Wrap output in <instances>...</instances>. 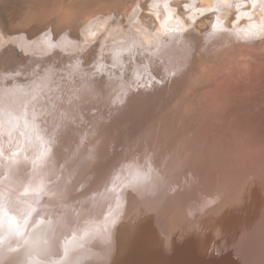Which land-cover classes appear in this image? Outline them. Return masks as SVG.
I'll use <instances>...</instances> for the list:
<instances>
[{"label": "bare ground", "instance_id": "obj_1", "mask_svg": "<svg viewBox=\"0 0 264 264\" xmlns=\"http://www.w3.org/2000/svg\"><path fill=\"white\" fill-rule=\"evenodd\" d=\"M173 1L176 2L180 0H156V3H158L159 7L166 6L167 13L165 15L166 17L165 22H167L170 18H172L170 12L172 13V11H174V13H178L177 12L178 9L176 10V8L172 6V4L174 3ZM183 1L187 2L189 7L190 8L192 7L191 9L194 8V11H192L190 15L184 17L186 20L185 23L183 22L184 18L182 17V15L180 17L183 20L178 18V21L181 23V26L178 27L181 29L179 32L180 35H182V39H183L182 42H184L183 47H186V50H189L191 52V54L188 55V58L185 61L186 63H180L176 61L173 64V66H170L169 64L163 62L164 61L163 60L162 62L161 61L155 62V64L153 65V63L150 62L149 60L143 65L141 61L140 63L142 64V67H140L141 65L139 66L136 65L137 67L135 68L129 66L130 68H132V70L130 71V69H126L127 70L126 71L125 68H129L127 66L130 65L131 63L129 62V60L126 61L125 63V58L127 57L124 56L125 58H123L121 56L124 59L123 60L124 64H126L127 66L123 64L122 65L124 66L123 68L120 65L112 68L109 67V70L108 68L104 70L107 64L105 65V63L104 64L102 63L103 67L100 68L98 67V71L101 72L100 75L95 76L93 79L91 78L87 79V77L84 78L79 77L78 80L82 82L83 79L84 82L86 83V86H88V88L90 87L91 91L92 89L93 90L95 89L96 92L93 91L94 95H98V97H100L102 101L98 102L93 100V102H97L96 104L97 106L99 105L98 106L99 108L100 106L102 107V105L104 104V102L106 103V101H109V103L111 101L114 105L119 101H123L125 107L127 106L131 107L132 104L134 105L133 102L137 100L138 102L139 101L141 102V105L139 104V106H142L143 111L145 112V110L148 108L147 106L150 105V103L146 102V100L143 99L144 96L143 94L144 92L147 93L148 91L150 93V91H152L154 87L155 88L157 87L156 90L160 92L158 94L167 93V95H171L172 97L175 98L174 96L175 94L170 89L173 86H176L177 88V86L180 85L182 86L185 82L190 81L189 83L192 84L193 87H188V89L193 90L194 85L199 86V84L200 83L202 84L203 82H205V84L207 85H212L221 77V79L223 78V80H221V83L219 84V87L217 89L219 92L218 94L221 95L220 98L221 100L218 101H223V102L220 104H218L217 102L216 103L218 104L217 109L215 108L214 112L210 113L209 104L215 102L214 101L215 96L212 99V96H209L207 98L206 94H203L200 97L198 96L199 98H196V100L198 101L197 105H199V107L197 108L195 113L192 112L194 121H198L200 119L199 121H201L202 123L203 119L205 120L206 119L210 120L211 118L216 119L215 124L218 121L219 124L216 125H218L221 128L217 130H221V131L212 133L213 131L205 127V124L208 125V122L205 121L206 123L204 124L203 121L202 126L199 123H197L195 128L192 129V133L189 134V136L182 135L179 137L178 143L177 142L175 144L171 143L172 145L176 146V150H177L176 152L168 153L167 151H165L166 149H164V151H161L157 156L155 155L154 157V155H152L154 158V162L151 161V158H150V163H148L149 161L148 162L146 161L148 163V165L146 166L150 169L154 168V170L157 172V173L154 172V174H152V172L151 174H148V172L146 173V171H142L141 166L143 163L142 161L145 158V153L140 158L138 156L139 155L138 153H140L139 150L138 151L135 150L132 153L127 152L129 155L125 154L126 152H121L122 150H120L121 153H118L119 149L118 152H116L115 150L112 151L113 154L118 155L117 157L121 160L120 162L122 163L121 164L118 160L116 161V165L114 161H113L114 163L113 165V163L108 162L109 160L105 161L102 158H97L96 154L97 152H99L97 151L98 148L95 151L94 150L92 151L89 150V152L80 151L79 154L78 152L76 154L72 150H70L68 148L69 146L68 147L61 146L62 148L61 151L59 150L54 151L53 149L55 153L59 151L60 154L56 153L57 155L54 154V152L50 154L47 153L48 151H40L38 155H35L37 153H34V156H32V157L40 156L38 160H37L38 157L34 158V160L35 159L37 160L36 163L29 162L30 160L28 158L30 157H27L28 161L24 159L25 160L24 163L27 162L26 163L27 166L21 163V166L23 165L22 166L23 169L24 166H26L24 171L21 173L23 176L27 174L26 177H29L28 179L30 180L35 179L39 182L41 181V184L39 183L40 185H38L39 187H36L37 184H35V186L32 183L27 184L31 182L29 180H28L29 182L27 181L25 183L27 185L26 187H24L25 184L21 182L23 184L22 187L21 186L22 184L21 185L19 184L21 179L23 180V182H25L27 178L24 179L20 178V181L17 182L14 179H7L8 177H3V176L0 177V237L5 236V238L7 239L5 240L8 243V244L7 243L0 244V264H86V261L90 262L89 264H116V261L112 258L118 260L120 264H125L126 262H129L130 260L133 259V257L129 255V253H126L128 252V250L127 251L125 250L129 248L132 251L133 249L132 247L134 245L138 247L136 248V250L142 252L146 251V253L148 254V255L145 254L147 258L146 260L153 262L154 264L156 263L158 264L160 260H162L167 253L174 251L171 250V246H169L170 244L168 242L165 243L164 240L161 239L162 236L159 235L160 232L163 233V231L166 230L167 233L166 234L163 233V235L168 237L169 240H172L173 237L172 234L173 232L176 231L175 229L181 228L180 230L183 229V233L181 235L182 237L180 238L186 239V237L188 236L187 232L193 230L196 231L200 229V227H203L206 230V233H209L211 237H217V236L219 237L221 236L219 231H221L222 229H226L224 227L223 221H221L222 224L220 223V216L225 211L226 213L233 212L236 214L238 213L239 214L245 213V215L251 214L254 218L253 219L251 218L252 216H250L251 220H253V222L251 223H253L254 226L256 225L255 227L256 231L253 237L260 238V241L262 239L259 247L255 246L256 247L255 249H250V250L248 249L249 250L248 259L239 262V264H264V252H263L264 250V108H260V105L264 103V91L262 90L260 93L258 92L257 94V89H256L257 95H255V93L254 95H252L253 91L249 93L248 91H245L248 88L244 89L247 87V85L249 84L251 85L250 81L256 78L255 74L260 73L258 69L260 68L261 70L262 68L264 69V0H183ZM153 2L151 0L150 3L152 4ZM212 4L214 6V9H212L213 7ZM201 5H209V6L202 7ZM227 6H229L228 9L232 11H234V7L236 10L239 9L240 11L245 9V11L244 12L238 11L239 16L236 18L237 20L233 19L232 21H230V19H228V17L224 16L222 13L224 10H226ZM249 6L253 7L254 9L251 11L247 10L246 8ZM185 7H187V5ZM208 8L211 9L206 10ZM204 10H206L204 14H207V17L204 20L203 24L198 25L195 18L196 12L204 11ZM25 16L27 17V15ZM165 17L164 16L160 17L162 18L161 22H163V19ZM176 18L177 17H175V19ZM187 21H189L188 24L186 23ZM171 22L174 21H170V23ZM139 26L142 25L140 24ZM160 26L161 24L159 25V27ZM159 27L158 30L160 29ZM169 27L174 28L175 26L174 24H172V26L171 24H169L167 28ZM141 28L142 27H140L139 29ZM137 29L138 28L132 29V31L134 30L133 32H135V30ZM147 29L148 28L145 27L144 31ZM56 30L57 29H55L54 32ZM144 31L143 33H145ZM137 32L133 34H136ZM147 32H149V29L147 30ZM163 32L160 31V33L162 34ZM176 32H178V30ZM143 35L148 36L147 33ZM142 36H140V39L139 38L138 39L143 40L141 38ZM178 36L179 35H177V37ZM136 37L137 36H135V38ZM173 37H175V35H173ZM145 38L146 37H144V39ZM124 43L126 44V42ZM221 50H226L231 52V55L226 57L227 59H225L226 60L225 62L221 58L222 56L221 57L219 56ZM117 53L119 52L117 51ZM236 55L237 56L240 55V57H236ZM115 61H119L118 58ZM8 64L9 62H7V67ZM224 64L227 65L223 66ZM204 65H207L206 67L207 70L204 69L205 68ZM4 66H6V64ZM216 67L218 70H216L213 73V75L210 76V74ZM220 67L223 68L221 69ZM225 67L228 68L229 70H232V72L234 71L233 73L236 74L235 78L234 76H232V80H230L229 75L231 73L229 71L230 73L229 74L228 69H226ZM5 69L7 68L5 67ZM249 70H251L250 72L254 70L251 75L249 74ZM245 71H247V73H245ZM15 73L18 75L17 72ZM261 73L263 72L261 71ZM13 74H14V70H13ZM34 75L35 73L33 74V76ZM197 75L200 77V78L198 77L199 81L196 78ZM16 76L14 78H16ZM190 76L192 77V79L190 78ZM37 77L38 76H36V78ZM158 77H160L161 79ZM239 77L243 78L244 81L243 88L241 85V78ZM1 80L2 79H0V81ZM38 80L40 81L41 79L38 78ZM92 80H94V83L93 82L91 83ZM234 80L236 81V84L234 83L236 86L233 84ZM3 81H5V79ZM170 81L173 82V84ZM167 83L168 86L169 84L173 86L168 88ZM201 84L199 87H202ZM205 84L203 85L206 86ZM227 84H229V86ZM237 84H240L241 87H239L240 85ZM15 86L17 87V85ZM181 86L178 87L179 89L178 88L177 89L182 90L180 89ZM20 89L21 88H19V90ZM196 89L197 87H195L194 89L195 94H197V90H198ZM241 89H244L243 90L244 95L241 96H247V98L254 100L251 102V104H247V105L242 104L241 107L231 106V104L228 103L226 99L227 93L230 94V98L232 100H235L240 96V95H235L236 93L235 90L236 91L238 90L239 93V90ZM185 91L183 92L186 93ZM189 91L187 93H189ZM85 93H87V91ZM177 95L178 97L179 95L181 96L180 93H178ZM154 97L152 98L157 100L158 97L156 98ZM102 98L105 100H103ZM256 98L258 99L256 100ZM177 99L178 98H175V100ZM244 99H240L239 101L243 102ZM135 105L138 106L136 103ZM136 106L131 107V109L133 110ZM204 106H206L207 109ZM156 107L157 105L155 106V108ZM95 109L97 108L95 107ZM133 112H131L133 114V117L139 114L141 116V114L144 113L141 112L135 114V109L133 110ZM83 113L85 114V112ZM112 113L113 112H110V114L114 116V113L113 114ZM126 114H128V112H125L123 114L122 119L126 118L125 117ZM151 115L154 117L155 112L152 113ZM159 115L160 114H156V116ZM114 117L117 118V116ZM119 118H120L119 120H121V117ZM164 118L166 117L163 116V119ZM189 118L191 117L190 116L188 117V121ZM225 119H228L227 124L224 123ZM234 119H236L235 120L236 124L232 130L231 120ZM113 120L114 118L112 119V121ZM158 120H159L158 123H160V119ZM163 122L165 123L164 120ZM169 122L171 124V120H169ZM113 123L114 122H112V124ZM153 123L154 122L150 123L152 125L150 124L148 125H150L151 127L153 125L155 126L157 125L156 123L154 124ZM177 123L180 122H178L177 120L175 122V125ZM120 125L121 123L119 124V126ZM179 125L181 124H178V126ZM203 125L205 128L203 127ZM244 125L245 127L248 126L247 130H245ZM155 126L153 127L159 128V125L156 127ZM210 126L212 125L209 124L208 127ZM151 127L148 126L147 128L151 129ZM154 128H152V130H154ZM150 129L145 130V132L148 130L150 131ZM157 129H156V133L154 131L155 135L157 134ZM164 129L169 131V127L167 128L165 127ZM179 129L181 128H178V130ZM161 130H163V128H161ZM175 130H177V128ZM175 130L174 132L171 130V132L176 133L178 131ZM181 131H179V133ZM237 134L240 135L239 136L240 139L238 138ZM90 135L91 136H88L85 139L90 140L92 138L93 139L97 138V137L95 138L94 135H92V133ZM155 135L153 138H155ZM175 135L177 136V134ZM159 136H161V134ZM163 137L161 136V138ZM167 137H166V141L168 139ZM172 137L175 138V136ZM161 138H158L159 142L161 141L164 142L163 139ZM171 139L172 138H170L169 141H172ZM35 140L37 141V139ZM105 140L106 139L104 137L103 139L101 137V140H99L98 138L96 143V144H100L101 142L103 147L102 146L100 147L103 148V150H105V143H106ZM60 141L62 142L61 139ZM59 146H57L58 149H60ZM40 147L42 150V146ZM53 147L55 146L53 145ZM45 148H47V146L44 147L43 150H45ZM168 149L170 150L169 145H168ZM172 149H175V147H173ZM100 151L104 153V151L102 150ZM237 151L246 153L248 155V158L241 160L238 159L239 153ZM98 154H100V152ZM151 154H153V152ZM4 156L7 157L8 155L5 153ZM4 156H2V158ZM15 156H17V154H15ZM18 156L21 157L20 155ZM29 156H31V154H29ZM41 156L43 158H41ZM146 157L148 156L146 155ZM10 159L13 158H8V160ZM5 161L6 160H4L3 162L0 161L1 166L3 163L6 164ZM10 161L9 162L7 161L8 162L7 164L9 163L12 164V161L11 162ZM7 164L5 166H2V168L1 167L0 168L2 170L4 169L6 170V167L7 169L10 168V166L9 165L7 166ZM117 165H121V167ZM136 165L140 166L139 168L141 169V172L140 171L138 172L137 170L136 172L137 176L133 177V175L129 174L130 172L128 173L127 171L129 167L132 169V171L135 170ZM122 166L124 168H122ZM19 171H22V169ZM17 172L18 171H16V173ZM164 173L167 174L165 175ZM38 174L40 175L43 174L42 175L43 178L40 177L39 179L40 175ZM22 175L21 177H23ZM35 175H38L37 178L35 177ZM19 176L20 174L17 177ZM172 176L174 178L176 177V179L172 180L173 179ZM145 177L147 178L145 179ZM67 180L69 181L68 183L66 182ZM37 181L36 183H38ZM155 191H157V193H155ZM23 193L26 195H24ZM146 193L155 196L157 198V201L161 202L160 207H158L159 210L157 211V214L152 215V217L146 216L147 210L143 206L141 202L142 200L140 199V196ZM72 194H74V196H72ZM55 197L57 199H55ZM72 200L74 202L72 203L71 206L69 203ZM216 218H218V224H213L214 220H217ZM146 219H148L149 221V224L146 227L148 230L147 232H145L144 235H140L139 231L142 228L138 230L137 226H140V224L142 226V222H140L139 225L136 222L138 220L140 221L144 220L145 222ZM257 219H258V223H257ZM254 221L257 224H254ZM240 223L241 221L239 222V224ZM144 225L145 224H143V226ZM240 226L243 227V224H241ZM242 227H239V229L233 231L235 235L232 234L233 237L231 238H233V240L229 241V242L233 241L234 243V245H232L233 247L231 246V248L234 249V252H236V250L238 249L236 247L239 246L238 244H240L238 240H240L243 237V235H245L242 232V230L246 228L245 226L244 229ZM9 232L11 233L10 236L7 234ZM247 234L245 236H248ZM156 236L162 243L160 244L157 243L158 245L153 243V241L156 240ZM250 237H252L251 234ZM8 240H11L12 243H10ZM191 242L193 241L191 240ZM17 243L20 244V247L22 246L21 249L25 248L24 252L26 253L23 254L26 255L28 259H26L24 255H22L23 251L21 249L20 250L17 249L19 247H13L14 244ZM183 243L188 245L189 242L187 243V241H183ZM149 244L151 246H148ZM93 245H97L101 247L103 250L99 249L100 251H97L90 249L89 247L93 248L94 247ZM198 246L195 245V248ZM109 247H112L111 249H115V250H109ZM147 247H153V248H150L148 250L146 249ZM205 247L203 246V248L201 247V249H204ZM154 248H156L157 250H155ZM185 249L187 250L186 245H185ZM206 249L207 248H205V250ZM213 249L214 248L208 250L211 251ZM222 249H224L223 246ZM221 250H219L220 253H218L217 251L214 253L212 251L213 252L212 254L216 255V253H218V256L217 255L216 256L219 257V255L221 254ZM206 251H204L205 253L203 252V250L199 251L200 253L194 251L193 252L194 255H190V257H192L193 259L192 261L199 260L197 262L203 264L201 262V260L204 261L202 259L203 254H204L203 256H205L203 258H206V260L208 258L210 259L211 257L208 254L206 255ZM259 251L261 252V254H258L260 253ZM224 252L222 253L223 254L227 253L226 251ZM36 253L42 256L43 258L39 259L40 256L39 258H34V254ZM78 253L79 254L82 253L83 256L81 255L77 257L76 255ZM37 254L35 257H37ZM126 254H127L126 258H122V259L120 258V256H124ZM149 254L154 257H156L157 254L159 256V259H155L154 257H151ZM229 254L230 253H228L227 255ZM31 256H33V258ZM76 257H77V261H76ZM222 257L223 256L220 255L219 258L221 259ZM207 261H205V263Z\"/></svg>", "mask_w": 264, "mask_h": 264}, {"label": "rangeland", "instance_id": "obj_2", "mask_svg": "<svg viewBox=\"0 0 264 264\" xmlns=\"http://www.w3.org/2000/svg\"><path fill=\"white\" fill-rule=\"evenodd\" d=\"M150 2H151V0H0V79H2L0 81L1 82L0 83V156L2 158V156H4V154L6 153L8 155L7 156L8 158H13V159H10L12 161L13 165L10 163L7 164L10 160H8V158L6 156H4L6 158H4V157L2 158L3 161L6 160L5 162H6L7 166L8 165L10 166V168L7 169V167H6V170L5 169L2 170L1 169L2 166H5L6 164L3 163L2 166L0 164V167H1L0 168L1 169L0 177L1 176L8 177L7 179H14L17 182L20 181V178H23V179L27 178V180H25V182H23V180L21 179L19 184L20 185L22 183L25 184L29 180L31 182L28 181L29 183H27V184L32 183V184H34V186H35V184H37L36 187H39L38 185L41 184V181L39 182L35 179L30 180V179H28L29 177H26L27 174L25 176L22 175L21 172H23L25 167L27 166L26 165L27 162L24 163L25 160L28 161V159H29L30 160L29 162L36 163V161L40 158V156H37L38 158L36 156L32 157V156H34V153H37L35 155H38V153L40 151H48L47 153L52 154L56 150L61 151V149H62L61 146H63V147L69 146L68 148L76 154H77V152L79 154L80 151L81 152H84V151L89 152V150L95 151L98 148L97 151H99L100 154H98L99 152H97V154H96L97 158H102L105 161L109 160L108 161L109 163L110 162L113 163V161H114L115 165H116V161L119 160V162H120L121 160L117 157L118 155L113 154L112 151L115 150L116 152H118V149H119L118 153L126 152L125 154L129 155L127 152L132 153L135 150H137V151L139 150L140 153H138L139 154L138 156L140 158L145 153V158L142 161L143 163L141 162L142 163V166H141L142 171H146V173L148 172V174H151V172H152V174H154V172L157 173L154 170V168L150 169L146 166V165H148V163H150V158H151V161L154 162V158L152 155H154V157H155V155L157 156L161 151H164V149H166L165 151H167L168 153L176 152L177 151L176 146H174L172 144L173 143L175 144L176 142L178 143L179 137L182 135H188L189 136V134L192 133V129L195 128L197 123H199L202 126L203 121H204V124L206 122H208V125L205 124V127L207 129L209 128L211 131H213L212 133H214V132L216 133L217 131L218 132L221 131V130H217V129H221V128L218 125H216V124H219L218 121L215 124L216 119L211 118L210 119L211 121L209 119H206V120L203 119V121L201 123V121H199L200 120L199 118H196V119H199L198 121H194V117H193V113H195L197 108L199 107V105H197L198 101L196 100V98H199L201 95L206 94L207 98L209 96H212V99L215 96V99H214L215 102H213L215 104H213V103H211L212 105L209 104L210 105V109H209L210 113L214 112L215 108L217 109L218 104L223 102V101H218V100H221L220 99L221 95L218 94L219 92L217 89L219 87V84L221 83V80H223V78L221 79V77L212 85H207V84H205V82H203L202 84L200 83L202 85V87H199L200 84H199V86L194 85L193 90L188 89V87H193L192 84L189 83L190 81L185 82L186 84L184 83L182 86L180 85L181 86L180 89H182V90H178L179 89L178 87H180V86H177V88H178L177 89L176 86H173L171 84H169V86H168V83H167L168 88L173 86L170 89L175 94L174 95L172 93L175 96V98H178L177 100H175V98L172 97L171 95H167L166 92H165L166 94H163V93L158 94L160 92L158 90H156L157 87L156 88L154 87L152 89L153 93H152V91H150V93L148 91L147 93L144 92V94H143L144 95L143 99H145L146 102L150 103V105L147 106L148 108L146 107L147 109L145 110V112L143 111V107L139 106V104L141 105L140 101H139L140 102L139 103L136 100L135 102H133L134 105L133 104L131 105V107H134V106H136L135 105V103H136L139 106V107L136 106L134 108L135 114L144 112L141 114V116H140V114L135 115L136 117L135 116L133 117V114H134L133 110L134 109L132 110L130 106L125 107L123 101H119L115 105L111 101H110V103H109V101H106L107 104L109 103L108 106L104 102L102 107L104 105H106V106H104L105 108L104 107L102 108L100 106V108H102V109H100L98 107L99 105L97 106V104H96L97 102H93V100L98 101V102L102 101L101 98L98 97V95H94L93 91H95V89L94 90L92 89V91H91L90 87L88 88V86H86V83L84 82L83 79H82V82L80 80H78L79 77H82V78L87 77V79L88 78L93 79L95 76L100 75L101 72L98 71V67L99 68L103 67L102 65L104 63H105V65L107 64V66L105 67L104 70H106V68H108V70H109V67L112 68V67H117L120 65L123 68L124 67V66H122L124 64L123 58H125V57L129 58V59L125 58V63H126V61L129 60V62L131 64L129 63L130 65H128V66L126 64H124V65H126L127 67L131 66L134 68L139 66V65H141L140 67H142V64L144 65L149 60H150V62L153 63V65L155 64V62H160V61L162 62L163 60H164L163 62L169 64L170 66H173V64L176 61H178L180 63H186L185 61L188 58V55L191 54V52L189 50H186V47H183L184 42H182L183 41L182 35H180V32H179L181 29L178 27V26H181V23L178 21V18L182 19L180 17L181 15L183 18L187 15H190L192 13V11H194V8L191 9L192 7L190 8L189 5L187 4V2H185L183 0L176 1V2L173 1L174 3L172 4V6L174 8H176V10L178 9L177 10L178 13H174V11H172V13L170 12V15L172 16V18H170L167 22H165V19H166L165 15L167 13L166 6L159 7L158 6L159 1H158V3H156V0H152V2L155 4H153V3L151 4ZM186 5L188 8L185 7ZM198 6H200V5H198ZM201 6L206 7L209 5H201ZM212 6H213V4H212ZM253 7H254V5H253ZM253 7L249 6L246 9L251 11L254 9ZM228 8H229V6L226 7L227 11L224 10L222 13L224 16H227L228 19H230V21H232L233 19L237 20L236 18L239 16L238 15L239 12L245 11V9L240 10V11H239V9L236 10L235 7H234V11H232ZM209 9H211V8H208L206 10H209ZM212 9H214V6L212 7ZM34 10H35V12H34ZM206 10L196 12V17L195 16L194 17L196 18V22L198 25L203 24L204 20L206 19L207 14H204V12ZM25 15H27V17ZM173 15L177 18L175 19V17ZM162 16L165 17L163 19V22H161L162 18H160ZM26 18H28V19H26ZM170 21H174V22L170 23ZM185 21L186 20L184 18L183 22L185 23ZM40 22H42V23H40ZM119 22H121V23H119ZM159 22H161V23H159ZM186 23L188 24L189 21H187ZM125 24H127V25H125ZM140 24L142 26H139ZM160 24H161V26L159 27ZM169 24H171V26H172V24H174L175 29L173 27L167 28L169 26ZM175 24L176 25L178 24V25L176 26ZM144 26L149 29V32H147L148 29L144 31V29H145ZM140 27H142V28L139 29ZM158 27L160 28L159 30H158ZM135 28H138L137 30H135V32H137V31L138 32L136 34H133L135 32H133L134 30L132 31V29H135ZM176 28H177L178 32H176L177 31ZM55 29H57V30L54 32ZM49 30L51 32L52 31L53 32L51 33ZM163 30H164L165 34H164ZM143 31L145 33H143ZM160 31L163 32V34L160 33ZM53 33H55V34H53ZM146 33L148 34V36L143 35ZM58 34H60V35H58ZM131 35H133V36H131ZM142 35L144 37H146L147 39L146 38L144 39V37ZM151 35L152 36L156 35V36L152 37ZM173 35H175V37H173ZM177 35H179L180 37L179 36L177 37ZM50 36H52V37H50ZM135 36H137V37L135 38ZM140 36H142L141 38L144 40V42H143V40H139ZM149 38H151V39H149ZM156 38H157V41H156ZM152 40H153V42H152ZM124 42H126V44ZM148 42H150V43H148ZM141 44H143V45H141ZM130 45H133V46H130ZM139 47H140V49H139ZM127 49H128V51H127ZM154 49H155V51H154ZM117 51L119 53H117ZM185 51H186V53H185ZM103 52H105V53H103ZM221 52H220L219 56L220 57L222 56L221 58L225 62L226 61L225 59H227L226 57L231 55V52L226 51V50H221ZM103 54H106L107 56L103 55ZM114 54H116L117 57ZM123 54H126V55H123ZM179 54H180V56H179ZM113 56H114V58H113ZM120 57H121L122 61L120 60ZM236 57H240V55H238V56L236 55ZM117 58L119 61H115V60H117ZM228 60H227V62H228ZM7 62H9V64H8L9 68L7 67ZM121 62H123V63H121ZM5 64H6V66H4ZM225 65H227V64H224L223 66H225ZM10 66H11V69H10ZM5 67L7 69H5ZM204 67H205L204 69L207 70L206 69L207 65H204ZM220 68L222 69L223 67H220ZM126 69H130V71L132 70V68H130V67L125 68V70ZM226 69H228V68H226ZM13 70H14V74H13ZM216 70H218L217 67L214 68V70L212 71L210 76H212ZM130 71H128V72H130ZM229 71L231 74L229 73ZM247 71H245V73H247ZM250 71L251 70H249V74L251 75L254 70L252 72H250ZM258 71H260L259 74H261V75L255 74L256 78H254L250 81L251 85L249 84V85H247L246 88H244V89L248 88L245 91H248L249 93H251L253 91L252 95H254V93H255V95H257L258 92L260 93L262 90L264 91V76H263L264 75L263 74L264 69L262 68V70H261V68H260V69H258ZM261 71L263 73H261ZM6 72H7V74H6ZM15 72H17L19 76ZM233 72H232V70L228 69V73L230 74L229 75L230 80H232V76H234V78H235L236 74H234ZM34 73H35V75L33 76ZM256 73H258V72H256ZM12 74H13V76H12ZM15 76H16V78H14ZM36 76H38V77L36 78ZM164 76H167V75H164ZM198 77L199 76L197 75L196 78L199 81L200 77L199 78ZM11 78H12V81H11ZM18 78H20V79H18ZM38 78L41 80L39 81ZM158 78H160V77H158ZM190 78L192 79L191 76H190ZM239 78H241V77H239ZM4 79H5V81H3ZM234 81H233V84L234 83L236 84L237 79L235 82ZM242 81H243V78H241V85L243 88L244 81L243 82ZM9 82H11V83H9ZM92 82L94 83V80H92L91 83ZM255 82H256V84H255ZM3 83H5V84H3ZM171 83L173 84V82H171ZM203 84H205L206 86H204ZM15 85H17L18 88ZM227 85L229 86V84H227ZM237 85H240V84H237ZM241 85L239 87H241ZM186 87H187V89H186ZM195 87H197V89H198V90L196 89L197 94H195V92H194ZM19 88H21V89L19 90ZM259 88H260V90H259ZM244 89L239 90V93H238V90L237 91L235 90V92H236L235 95H240L235 100H232L230 98V94L227 93V96H226L227 102L230 103L231 106H234V107H241L242 104L243 105L244 104L245 105L251 104V102L254 99H249V98H247V96H241V95H244V93H243ZM256 89H257V94H256ZM84 90H86L87 93H85L86 91H84ZM139 90H141V89H139ZM139 90H137V91H139ZM143 91H144V89H143ZM183 91H185L186 93H184ZM188 91H189V93H187ZM178 93L181 94V96L179 95V97L181 99L178 97V95H177ZM150 96H152V97L156 96L158 98H157V100H155ZM156 97H154V98H156ZM182 99H184V100H182ZM188 99H189V101H188ZM240 99H244L243 102L239 101ZM257 99L258 98H256V100ZM103 100H105V99H103ZM231 100H232V102H231ZM176 101H178V102H176ZM233 101H235V102H233ZM90 102L91 103L93 102L92 104H95L96 106L92 105ZM217 102H218V104H216ZM111 103H112V105H111ZM113 105H114V107H113ZM156 105H157V107L155 108ZM179 106H181V107H179ZM83 107H85V108H83ZM86 107L89 108L90 110L87 109ZM95 107L97 109H95ZM184 107H186V108H184ZM204 107L206 108V106H204ZM260 108H264V103L262 105H260ZM102 111H103V113H102ZM160 111H161V113H160ZM182 111H183V113H182ZM185 111H186V113H185ZM83 112H85V114ZM110 112H113L114 116H117V118H115L113 115H111ZM125 112H128V114H126V116H125L126 118H123L124 119L123 120L122 117H123V114ZM131 112H133V114ZM151 112L152 113L155 112L154 117H156V118H154L151 115L152 114ZM156 114H160V115L156 116ZM93 115H96V116H93ZM131 115L133 118L131 117ZM188 115L191 117V118H189V121H188V117H189ZM118 116L121 117L122 121L119 120L120 118ZM163 116H165L166 118L163 119ZM30 117H31V119H30ZM158 117H161V118H158ZM176 117H177V119H176ZM111 118L112 119L114 118V120L112 121ZM171 118H173V119H171ZM158 119H160V123H158L159 122ZM163 120L165 121V123L163 122ZM169 120H171V124H170ZM177 120L180 123H177L175 125V122ZM207 120H209V121H207ZM235 120L236 119L231 120L232 130L236 124ZM125 121H127V122H125ZM143 121H145V122H143ZM112 122H114V123L112 124ZM152 122L156 123L157 124L156 126L159 125V128L156 127L155 125H153V126H155L156 128H154L153 126L151 127L150 125H152V124H150V123H152ZM120 123H121V125L119 126ZM122 123H123V125H122ZM224 123L227 124L228 119H225ZM148 124H150V125H148ZM161 124H162V126H161ZM178 124H181V125L178 126ZM209 124L212 126L208 127ZM147 125L149 127H151V129L147 128L148 127ZM163 125L166 128L169 127V131L164 129L165 127ZM174 125L176 126L177 130H178V128H181V129H179L178 131L175 130L176 128ZM160 126H161V128H163V130H161ZM38 127L39 128L41 127V128L39 129ZM203 127H204V125H203ZM244 127H245V125H244ZM92 128L95 131H93ZM152 128H154V130H152ZM55 129H57V130H55ZM147 129H150V131L148 130V131H146L147 132L146 133L145 130H147ZM156 129H157V134L155 135ZM247 129H248V126L245 127V130H247ZM66 130H68V131H66ZM160 130H161V132H160ZM171 130L173 132H174V130L177 132L173 133V132H171ZM154 131H155V133H154ZM179 131H181V132L179 133ZM91 133H92V135H94L95 138L96 137L97 138L96 139L92 138L93 140L92 139H90V140L85 139L88 136H91L90 135ZM136 133H137V135H136ZM158 134L159 135L161 134V136L162 137L164 136V137L161 138V136H159ZM175 134H177V136ZM41 135H42V137H41ZM154 135H155V138H153ZM170 135L175 136L176 139ZM237 136L239 138L240 135L237 134ZM101 137H102V139H103V137L106 139L105 140V142H106L105 143V150H103V148L100 147V146H102L101 142H100L101 145L96 144L97 139L99 138V140H101ZM166 137L168 138L167 141H166ZM128 138H129V140H128ZM158 138L163 139L164 142H162L161 140H160L161 142H159ZM170 138H172L171 140L173 142L169 141ZM35 139H37V141ZM55 139H57V140H55ZM60 139L62 140V142L60 141ZM43 140H45V141H43ZM156 140H158V141H156ZM42 141H43V143H42ZM240 142H241V140H240ZM159 143H161V144H159ZM167 143L169 145L170 150L168 149ZM39 144H41V145H39ZM42 144H44V145H42ZM152 144H153V146H152ZM163 144H165V145H163ZM45 145L47 146V148H45V150H43L44 147H46ZM53 145L55 147H53ZM40 146H42V150H41ZM57 146H59L60 149H58ZM116 146H119V147H116ZM50 147H52V148H50ZM171 147L172 148L175 147V149H172ZM50 149H52V150H50ZM53 149H54V151H53ZM100 150L104 151V153H102ZM120 150H122V151L120 152ZM143 150H144V152H143ZM59 151L56 153L60 154ZM141 152H143V153H141ZM152 152H153V154H151ZM237 152L239 153L238 159L241 160V159L248 158V155L246 153H242L241 151H237ZM56 153L54 152V154H56ZM15 154H17V156H15ZM29 154H31V156H29ZM140 154H142V155H140ZM18 155H20L22 157V159ZM146 155L148 157H146ZM70 156H72V155H70ZM112 156H115L116 158L112 157ZM27 157H30V158L27 159ZM34 158H37V160L36 159L34 160ZM41 158H43V157L41 156ZM109 158H111L112 160ZM2 159L0 160L1 162H3ZM146 161L147 162L149 161V162L147 163ZM15 163H18V164H15ZM21 163H23V165H26V166H24V169L22 168L23 165L21 166ZM114 163H113V165H114ZM117 164H118V162H117ZM117 166L121 167V165H117ZM139 167H140L139 165L138 166L136 165V167H135L136 171L135 170L132 171V169L129 167L127 172L128 173L130 172L129 174H132L133 177H136L137 176V173H136L137 170H138V172L139 171L141 172V169ZM3 168H5V167H3ZM122 168H124V167L122 166ZM14 169H16V170H14ZM21 169H22V171H19ZM8 170H10V171H8ZM12 170L15 172H13ZM16 171H18L17 172L18 175L20 174L19 177H17L18 175H17ZM12 172H13V174H12ZM14 173H16V174H14ZM146 173H144V174H146ZM158 174H160V173H158ZM164 174L166 175L167 173H164ZM21 175L23 177H21ZM38 175H40V174H38ZM38 175H35V177L37 178ZM42 175L39 176V179H40V177L43 178ZM146 178L147 177H145V179ZM172 178H171L172 180L176 179V177L174 178L173 176H172ZM32 180H34V181H32ZM36 181L38 183H36ZM66 182L68 183L69 181L67 180ZM196 182H197V180H196ZM21 186L23 187V184ZM26 186L27 185L25 184L24 187H26ZM71 191H73V190H71ZM155 193H157V191H155ZM24 195H26V194H24ZM72 196H74V194H72ZM55 199H57V198L55 197ZM140 199L142 200L141 202H142L143 206L147 210L146 216L152 217V215L157 214V211L159 210L158 207H160L161 202H158L157 198L155 196H152L151 194L146 193V194L141 195ZM58 200H60V199H58ZM73 202L74 201L72 200L69 204L72 206ZM250 216H252V215L251 214L245 215V213L236 214L233 212L226 213V211L223 212L222 215L220 216V223H221V221H223L224 227L226 229H222L221 231H219L221 234V236H219V237L218 236L217 237H211L209 233H206V230L203 227H200V229H198L196 231L193 230V231L187 232L188 236L186 237V239L180 238V237H182L181 235L183 233V229L180 230L181 228L175 229L176 231L173 232V234L175 233L174 234L175 236L172 234V236H173L172 240H169L168 237L163 235V233L164 234L167 233L166 230L163 231V233L160 232L159 235L162 236L161 239L164 240L165 243L168 242L170 244L169 246H171V250H174V251L167 253L163 257V259L160 260V262L158 264H196V263L201 264V263L197 262L199 260L192 261L193 259H192V257H190V255H194V253H193L194 251H197V253H200L199 251L203 250V252H204V251H206L208 249L210 250L212 248H214V249L211 251H209V250L206 251V255L207 254L210 255L211 260L208 258L207 259L208 261H207L206 258H203V257H205V256H203L204 254L202 255V259L204 261H202L201 259L200 260L203 264H213L214 262L216 264H239V262H241L245 259H248L249 250L255 249L256 247H259L261 244L260 242L262 241V239L260 241V238L253 237L254 233L256 231V229H255L256 225L254 226L253 223H251V222H253V220H251V218H253V216L251 218H250ZM216 219L217 220H214L213 224H218V218H216ZM238 220L241 221L240 224H239L240 221H238ZM140 222H142V226L140 224V226H137V227H138V230H140L142 228L139 231V233H140V235H144L145 232H147V230H148L146 227L148 226L149 221H148V219H146L145 222H144V220H141V221L138 220L136 223L139 225ZM237 222H238V224H237ZM257 223H258V219H257ZM257 223H255V221H254V224H257ZM143 224H145V225L143 226ZM241 224H243V227L240 226ZM260 224H261V222H260ZM191 226H192V224H191ZM238 226L242 227L243 229L245 226L246 229H244L245 231L242 230V232L245 235L247 233H249V234H247L248 236L243 235V237L240 239L241 241L238 240L240 243L238 245L240 247L237 246L236 248H238V249L236 250V252H234V249L231 248V246L234 245V243H233V241H231L232 243L229 241L233 240V238H231V237H233V235H235L233 231H235L236 229H239ZM7 234L10 236L11 233L9 232ZM250 234L252 237H250ZM5 239H6L5 236L0 237V244H6L7 239L6 240ZM12 239H15V238H12ZM173 239H175V240H173ZM191 240L193 242H191ZM221 240H222V242H221ZM8 241L10 243H12L11 240H8ZM183 241H187V243L189 242L188 245L184 244ZM153 243L154 244H157V243L160 244L162 242H160V240L156 236V240L153 241ZM17 244H19V243H17ZM17 244H14L13 247H19L17 249L20 250L22 246L20 247V244L19 245H17ZM190 244H191V246H190ZM220 244H222V245H220ZM185 245H186L187 250L185 249ZM195 245L196 246L199 245V246L195 248ZM227 245L228 246L230 245V246L228 247ZM93 246H94L93 248H91V247H89V248L93 249V250H97V251L103 250L101 247H99L97 245H93ZM148 246H151V245L149 244ZM203 246L204 247L206 246L205 248H207V249L206 250H205V248L201 249V247L203 248ZM222 246L224 247V249H222ZM111 248L112 247H109V250H115V249H111ZM132 248H133L132 251L129 248H127L125 250V251L128 250V252H126V253H129V255H131L133 257L132 260H130L129 262H126L125 264H154L153 262L146 260L147 259L145 256V254H147L146 251L142 252V251L136 250V248H138L136 245H134ZM150 248H153V247H147L146 249L149 250ZM198 248L201 250H199ZM24 249L23 248L21 249L23 251L22 255H24L26 253V252H24ZM154 249L157 250L156 248H154ZM216 249H218V250H216ZM191 250L192 251L194 250V251L192 252ZM219 250H221L220 255L223 256L221 259L219 258L220 255H219V257H217L218 253H220ZM212 251L214 253L217 251L218 252V253H216L217 256L212 254L213 253ZM224 251H226L227 253L223 254L222 252H224ZM263 252H264V250H263ZM228 253H230V254L227 255ZM36 254H34V258H39L40 255L37 254V257H35ZM258 254H261V252ZM81 255H82V253L81 254L78 253L76 256L79 257ZM126 256H127V254L124 256H120V258L121 259L126 258ZM213 256L216 258H214ZM24 257L26 259H28L26 257V255H24ZM31 257L33 258V256H31ZM77 257H76V261H77ZM151 257H154V256H151ZM212 257H213V259H212ZM41 258H43V257L40 256L39 259H41ZM154 258L159 259V256L156 254V257H154ZM29 259H30V257H29ZM112 259H114L116 261V264H120V262L118 260H116L115 258H112ZM205 261H207V262L205 263ZM89 263L90 262L86 261V264H89Z\"/></svg>", "mask_w": 264, "mask_h": 264}]
</instances>
